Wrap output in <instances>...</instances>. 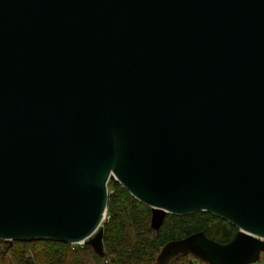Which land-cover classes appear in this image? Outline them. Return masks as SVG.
<instances>
[{
	"label": "water",
	"instance_id": "water-1",
	"mask_svg": "<svg viewBox=\"0 0 264 264\" xmlns=\"http://www.w3.org/2000/svg\"><path fill=\"white\" fill-rule=\"evenodd\" d=\"M237 229L164 244L204 264L264 254V0H0V240L103 254L107 183Z\"/></svg>",
	"mask_w": 264,
	"mask_h": 264
},
{
	"label": "trees",
	"instance_id": "trees-1",
	"mask_svg": "<svg viewBox=\"0 0 264 264\" xmlns=\"http://www.w3.org/2000/svg\"><path fill=\"white\" fill-rule=\"evenodd\" d=\"M103 254L84 245L49 240L18 241L0 247V264H157L156 256L167 242L202 231L219 243L229 242L237 229L208 212L167 215L158 233L150 228V208L131 197L116 181L107 183ZM6 243V242H5ZM170 264H202L179 255Z\"/></svg>",
	"mask_w": 264,
	"mask_h": 264
},
{
	"label": "rangeland",
	"instance_id": "rangeland-1",
	"mask_svg": "<svg viewBox=\"0 0 264 264\" xmlns=\"http://www.w3.org/2000/svg\"><path fill=\"white\" fill-rule=\"evenodd\" d=\"M114 181V180H113ZM111 191H109V187H108V195H109V193H110ZM108 219H109V216L106 214L105 215V218L102 220V222H101V224H100V227L98 228V230L99 229H102V232H103V229H104V225L108 222ZM31 241V240H30ZM14 242H18V241H13L12 243H11V245L14 243ZM2 244H6L7 245V243H5L3 240H0V247L2 246ZM85 243H80V244H75V245H84ZM87 245V244H86ZM88 246V245H87ZM90 247V246H89ZM91 248V247H90ZM182 256H186V255H182ZM191 257V256H190ZM193 258V257H192ZM193 259H195V258H193ZM195 260H197V259H195ZM197 261H199V260H197ZM200 262V261H199ZM202 263V262H201ZM202 264H204V263H202ZM253 264H264V254L263 255H261V258H260V260L258 261V262H256V263H253Z\"/></svg>",
	"mask_w": 264,
	"mask_h": 264
}]
</instances>
